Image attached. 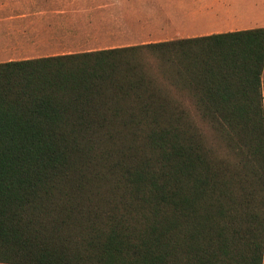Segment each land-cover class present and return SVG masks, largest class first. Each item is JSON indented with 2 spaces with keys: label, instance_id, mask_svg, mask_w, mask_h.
Listing matches in <instances>:
<instances>
[{
  "label": "trees",
  "instance_id": "trees-1",
  "mask_svg": "<svg viewBox=\"0 0 264 264\" xmlns=\"http://www.w3.org/2000/svg\"><path fill=\"white\" fill-rule=\"evenodd\" d=\"M0 264H264V28L0 64Z\"/></svg>",
  "mask_w": 264,
  "mask_h": 264
},
{
  "label": "crops",
  "instance_id": "crops-1",
  "mask_svg": "<svg viewBox=\"0 0 264 264\" xmlns=\"http://www.w3.org/2000/svg\"><path fill=\"white\" fill-rule=\"evenodd\" d=\"M263 11L264 0H0V64L261 28Z\"/></svg>",
  "mask_w": 264,
  "mask_h": 264
},
{
  "label": "rangeland",
  "instance_id": "rangeland-1",
  "mask_svg": "<svg viewBox=\"0 0 264 264\" xmlns=\"http://www.w3.org/2000/svg\"><path fill=\"white\" fill-rule=\"evenodd\" d=\"M148 5H151L150 2H148ZM262 18V27L261 28H264V11H263V16L261 17ZM206 36V35H205ZM196 37H201V36H196ZM171 39L167 36H164L162 37V41H170ZM173 40H176V37H173ZM141 42H135V44L137 45H141L139 44ZM69 52H87V50H84V51H69ZM205 133L207 134V136H209V131H205ZM210 145H213L214 147H219V140L214 136L211 140H209L208 142ZM226 146V145H225ZM223 152V155L227 154L228 153V150L227 148H223L222 151Z\"/></svg>",
  "mask_w": 264,
  "mask_h": 264
}]
</instances>
